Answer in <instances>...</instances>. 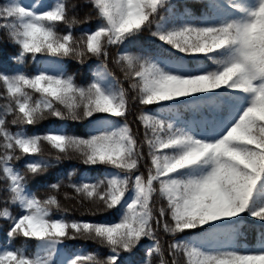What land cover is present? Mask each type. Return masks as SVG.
I'll return each instance as SVG.
<instances>
[{"label": "snow or ice", "instance_id": "snow-or-ice-1", "mask_svg": "<svg viewBox=\"0 0 264 264\" xmlns=\"http://www.w3.org/2000/svg\"><path fill=\"white\" fill-rule=\"evenodd\" d=\"M194 2L0 0V264H264V0Z\"/></svg>", "mask_w": 264, "mask_h": 264}, {"label": "trees", "instance_id": "trees-1", "mask_svg": "<svg viewBox=\"0 0 264 264\" xmlns=\"http://www.w3.org/2000/svg\"><path fill=\"white\" fill-rule=\"evenodd\" d=\"M78 2L80 4H83L84 0H78ZM187 2L189 4H191L192 7L197 12L200 10L199 4L195 3L194 0H187ZM86 11H88V9L83 8L81 11V16ZM85 23H87V22H85ZM83 26L84 25H77V28L83 27ZM145 35L147 36L148 34H145ZM15 52H16V47L7 40V37L5 36V34L3 32H0V57H6L9 54H14ZM13 63H15V62H13ZM91 63H92V61L90 60V61L86 62L85 65H79L77 61H72L69 64L68 70L70 72H75L78 70V72H79L78 79H83L84 77H86L90 74L88 65ZM31 66H32V64H31V61L29 60L26 63L25 67L31 68ZM3 103H4V99L2 97H0V105H2ZM137 110H138V108H133V112H136ZM50 119H54V118H50ZM48 124H49V121L45 120V121H41L40 124H38L36 127L40 130H43L44 128H46L48 126ZM133 126L135 128V121H133ZM9 127H11L13 130H15V126H13L11 124L9 125ZM141 131H142V127H141ZM45 151L46 152L48 151L47 147L45 148ZM17 163L19 164V162H17ZM73 167H75L77 169V175L73 176L71 181H68L67 178H65L66 184L77 181L79 179V173L81 171H83L85 168H87L88 166L83 165L81 163V161H79L78 159L65 160V161H62L60 164L56 165L55 167L50 168L48 170V172H46L44 174V176L51 179L53 176H55L56 172H58V171L67 172V171H70ZM0 184H2V181H0ZM64 192H67L69 195L67 197H65L63 195ZM72 196H73V190L70 187H65V188L61 189V194H60L59 198L61 199L62 204L69 209V214L79 216L81 211H82V208L79 205V203L77 202V200L73 199ZM2 223L3 222L0 221V224H2ZM3 236H4L3 230L0 229V240L3 239ZM163 239L166 240L167 238L164 237ZM22 243L23 242L20 240L15 241V244L17 246H21ZM74 243H75V246H77V247L83 246V247L87 248L88 250H94L98 247H101L96 242L91 241V240H79V241H76ZM152 259H153V264H158L159 258L157 256H153Z\"/></svg>", "mask_w": 264, "mask_h": 264}]
</instances>
